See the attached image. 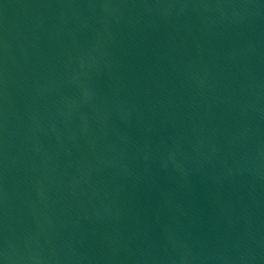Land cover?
<instances>
[{
	"label": "water",
	"instance_id": "95a60500",
	"mask_svg": "<svg viewBox=\"0 0 264 264\" xmlns=\"http://www.w3.org/2000/svg\"><path fill=\"white\" fill-rule=\"evenodd\" d=\"M0 264H264V0H0Z\"/></svg>",
	"mask_w": 264,
	"mask_h": 264
}]
</instances>
